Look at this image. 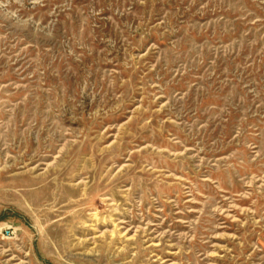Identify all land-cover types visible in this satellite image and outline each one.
<instances>
[{"label": "rangeland", "instance_id": "374dc122", "mask_svg": "<svg viewBox=\"0 0 264 264\" xmlns=\"http://www.w3.org/2000/svg\"><path fill=\"white\" fill-rule=\"evenodd\" d=\"M0 264H264V0H0Z\"/></svg>", "mask_w": 264, "mask_h": 264}]
</instances>
